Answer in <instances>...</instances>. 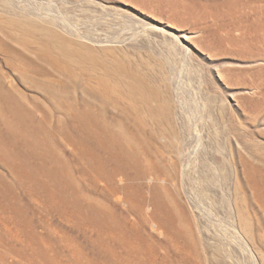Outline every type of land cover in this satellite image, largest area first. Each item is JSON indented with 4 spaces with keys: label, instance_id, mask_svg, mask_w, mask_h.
<instances>
[{
    "label": "rangeland",
    "instance_id": "374dc122",
    "mask_svg": "<svg viewBox=\"0 0 264 264\" xmlns=\"http://www.w3.org/2000/svg\"><path fill=\"white\" fill-rule=\"evenodd\" d=\"M14 5L48 11L67 25L76 44L122 51L140 45L129 60L150 54L162 64L142 71L156 91L151 105L169 99L170 120L161 124L175 132L157 137L158 125L147 117L145 157L167 175L117 181L126 185L120 192L98 179L87 161L80 162L72 130L60 135L54 114L48 128L81 186L82 208L85 193L105 196L122 233L110 238L68 213L74 209L59 192L60 183L50 182L46 199L37 184L25 187L0 165L11 187L0 192V223L14 229L19 219L8 204L14 200L30 231L43 238L36 249L54 258L35 254L26 235L16 240L1 233L0 264H264V0H0V8ZM10 43L41 58L35 43L28 48ZM73 67L81 83L102 88L101 66ZM95 90L108 114H134L122 88L105 96Z\"/></svg>",
    "mask_w": 264,
    "mask_h": 264
},
{
    "label": "bare ground",
    "instance_id": "6f19581e",
    "mask_svg": "<svg viewBox=\"0 0 264 264\" xmlns=\"http://www.w3.org/2000/svg\"><path fill=\"white\" fill-rule=\"evenodd\" d=\"M69 30L66 24H60L48 11L39 7L19 8L14 5L0 8V33L5 36L0 37V53H4L0 58V165L24 182L23 185L26 183L25 187H29L31 182L37 184L46 192V199L47 194L52 195L50 182L60 183L59 192L71 200L69 202L74 209L69 210L67 206L68 213L74 211L72 215L78 221L96 226L114 238L122 233L123 228L114 223L111 216L114 208L105 196L93 197L85 193L87 205L84 207L88 214L83 218L85 213L80 211L84 204L77 198L81 186L71 177L55 150L48 120L57 114L55 130L60 135L72 130L80 162L87 161L94 167L97 178L104 179L115 190L124 192L126 189V185H118L117 181L134 178L163 180L166 171L159 165H152L145 157L150 140L145 136L144 128L148 117L158 125L157 137L173 135L172 127L164 128L161 124L163 119L170 120V103L166 98L162 104L151 105L156 91L151 79L142 71L144 67L162 68V64L160 61L152 62L150 54L135 61L129 60L130 53L140 46L134 43L127 45L125 51L76 44L77 37ZM162 32L171 33L166 29ZM10 41L24 48L35 43L41 58L34 59L17 50ZM48 63L52 70L46 67ZM75 65L89 69L101 66L105 74L101 80L102 88L81 83L75 73ZM61 74L65 75L61 78L63 83L56 79ZM95 89L101 96L114 95L121 90L129 98L134 114H108ZM45 160H49L51 167L44 166ZM92 182L98 189V183L93 179ZM8 183L0 172V192L3 187L11 190ZM13 201L8 204L13 209L14 220H19L15 222L14 229L1 221L0 234L10 235L16 240L21 234L26 235L35 254L47 259L44 250L36 249L38 243H43V238L30 231V222L27 224L22 218L18 203ZM104 247L112 256L115 255L109 245ZM49 259L54 260L52 257Z\"/></svg>",
    "mask_w": 264,
    "mask_h": 264
}]
</instances>
